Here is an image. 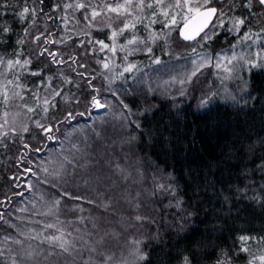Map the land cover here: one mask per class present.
<instances>
[{"label": "trees", "instance_id": "1", "mask_svg": "<svg viewBox=\"0 0 264 264\" xmlns=\"http://www.w3.org/2000/svg\"><path fill=\"white\" fill-rule=\"evenodd\" d=\"M123 2L112 0V5ZM76 3H85L87 7L64 8V4ZM107 3L108 0H43L42 4H34L33 0H0V25L10 29L0 33V56L5 60H20L15 68L0 65L3 73L0 92L7 85L10 96L13 92L19 93L8 105L0 103V117L3 112L19 117L10 128L0 130L3 141L0 143V201H3L0 213L4 214V221H0V251L5 257L16 255L20 264H34L26 254L39 245V240L25 239L17 228L26 233L35 229L49 235L56 230L44 229V224L56 223L71 232L72 239L81 234L75 231L77 228L92 230L89 221L81 224L78 217L99 216L102 232L118 233L116 237L106 238L103 251L114 253L118 258L127 256L132 247L128 242L141 240V249L147 254L142 264H183L184 257L191 264H217L225 256L228 264H248L254 256L264 255V244L259 242L264 237V68L248 70L244 79L247 90L241 91L244 81L242 87L231 86L228 95L218 86L212 66L203 67L190 84L181 86L173 81L178 72L184 78L191 73L192 62H199L206 52L212 57L218 53L231 55L227 40L235 33L227 31L231 25L226 18L225 27H217V34L204 43L200 37L192 42L183 41L179 35L182 24L178 25L172 34L174 50L161 38L152 46L151 58L146 51H136L128 56V61L137 64L140 70L124 73L123 80L118 79L109 86L105 77L111 79L123 70L121 57L125 53L118 50L113 56L108 49L101 51V45L95 43L103 41L112 46V33L107 25L111 23L113 29L122 27L116 13L104 9ZM230 3L231 0H212L211 5L224 8L229 16L248 15L249 10L239 3L233 12ZM25 6L37 8V14L29 13L21 21L19 13ZM92 7L101 13L96 21L91 20ZM41 8L43 11H39ZM151 12L146 9L144 23L136 25L138 38L147 39L144 24ZM251 12L256 17H250L251 27L258 32L264 28V8L254 3ZM86 14L89 20L84 19ZM155 26L161 28V24ZM206 32L213 33V28ZM126 38H132L128 31L117 38V44H125ZM18 40L23 42L18 44ZM193 48L196 54L192 53ZM157 57L161 63L153 64L152 59ZM106 58L117 66L111 72L98 63ZM25 60L30 63L24 64ZM8 81L13 83L7 84ZM49 83L60 92L54 100ZM93 95L101 103L109 101L111 106L102 111L92 110L88 115ZM230 96L236 97V101ZM45 99L56 105L49 107L46 115L41 107ZM202 101H207L206 105L202 106ZM25 105L35 112L29 113ZM69 111L85 115L59 125V141H44L34 121L47 125L54 123L53 117L62 120ZM25 124L29 132H22ZM73 128L83 129L88 137L87 143L80 142L91 161L87 175L82 170L67 178V183L61 181L57 188L38 182L31 173L15 179L23 168H32L42 180L41 162L50 170L57 166L49 162L61 158V142L68 147L63 133ZM4 132L6 137L2 135ZM73 142H77L76 136ZM37 148L43 151L36 152ZM116 163L131 174L128 180L113 174ZM92 175L108 176L118 185L115 193H104L116 201L115 214H107L106 220L105 214L86 200L62 195L66 191L71 196L99 202L98 193L103 192L104 185L84 184ZM28 180L33 184L31 190L26 187ZM17 183H21L20 188L16 187ZM157 183L172 184L175 195L156 191ZM20 192L23 196L17 194ZM123 193L136 198L133 203L138 200L140 208L134 209L125 199H120ZM258 194L260 202L250 199ZM56 199L61 203L55 215H42ZM76 205L84 211H72ZM136 215L146 219L136 221ZM6 236L24 243L5 241ZM242 236L256 239L245 243L240 240ZM41 247L47 249L48 245ZM242 247L249 251H241ZM52 259L55 264H65L63 257ZM0 264H4L3 258ZM256 264H260L259 260Z\"/></svg>", "mask_w": 264, "mask_h": 264}, {"label": "snow or ice", "instance_id": "2", "mask_svg": "<svg viewBox=\"0 0 264 264\" xmlns=\"http://www.w3.org/2000/svg\"><path fill=\"white\" fill-rule=\"evenodd\" d=\"M34 4H42L43 0H33ZM212 3V0H172V2H168V0H124V2L118 3L115 6L112 5V0H108V3L104 5V9L107 12L116 13V19L122 21V27H117L112 30V35L110 39L112 40V46L105 44L103 41H95V43L101 45V51L104 49H108L109 52L115 56L116 52L119 50L120 52L125 53L121 60L123 62V70L118 74H115L109 79L105 77L108 81L109 86L115 83L118 79H124V73H132L138 72L139 66L135 63L128 61V56L133 55L136 51H146L150 58L152 53V48L149 46L148 41L155 43L157 39L160 38L161 33H156L152 31V25L161 24L162 29L167 28L169 32L168 36L171 35V30L176 26L181 25L179 28L180 36L186 41H195L197 37H200L201 40L207 41L213 38L217 33L215 29L217 27L223 28L225 27V20L227 18V23L231 26L227 29L229 33L238 34L234 36L236 43L229 45V50L231 51V55L227 54H216L215 59L210 54H206L205 56L199 59V62L193 61V70L190 74H188L185 78L176 80L173 78V81L179 83L181 86L185 84H190L192 82V78L197 75V73L203 68L207 66H214L216 69L221 70L223 72V79H231L234 76L236 66L241 65L247 67L249 71L253 68H264V28H261L260 31H253L251 27V19H255L256 17L251 12L254 3L261 8H264V0H231L230 6L232 11H235L236 4L239 3L241 7L249 10L247 16L235 17L229 16L228 12L225 11L224 8H217L209 6ZM57 8L60 5H56ZM87 5L85 3H76V4H64V8H74L76 10L85 9ZM152 10L151 16L148 17V22L144 24L145 31L149 32V36L147 39L138 38L136 34V25L144 23V12L145 10ZM169 9L172 10L173 14H170ZM179 10V11H176ZM39 11H43V9H39ZM31 13L32 16L37 14V8L25 6L23 10L19 13V17L21 21H23L26 16ZM91 20L96 21L97 17L101 16L100 12L95 10V7L91 9ZM158 17H163V19H158ZM85 20H89V15L84 16ZM211 25L213 28V33L210 36L205 29ZM109 28L112 27L111 23L107 25ZM247 28V31H243L242 29ZM10 29L7 26L0 25V33H7ZM27 29H25V33H27ZM125 31L131 33L132 38L127 39L125 44L118 45L117 38L119 36H123ZM203 33V35H201ZM242 33V34H241ZM39 39V37H37ZM22 40H18L17 43H22ZM91 42V41H90ZM140 46H143L141 48ZM259 46V47H254ZM237 48H242V51H237ZM46 51V50H45ZM192 53L196 54L195 48L192 49ZM55 55V54H52ZM60 63L62 61H55ZM153 64H160L161 60L157 57L152 59ZM30 63L29 60H25L24 64ZM101 63L103 69L108 71H112L114 67H117L114 64H110L108 62V58L105 61H99ZM20 64V60L17 58L16 60L7 59L3 56H0V65H5L6 68H15L16 65ZM33 75H39V73H32ZM3 75V73H0ZM18 79V77H17ZM51 79V78H50ZM68 82V81H65ZM13 81H8L7 84H12ZM43 83V82H42ZM91 82L89 81V84ZM165 84L168 82L165 81ZM4 90L0 92V103L4 105H8L9 102L15 99L16 96L19 95L18 92H13L10 96L8 94L7 85H4ZM16 87H19L17 85ZM50 89V94L53 96V100L55 96H59L60 92L51 88V84L48 85ZM109 91H112V94L115 96L116 93L109 87ZM247 90V81H245L244 87L241 91ZM94 91L98 92L99 90L94 89ZM185 93L182 91L181 95ZM230 98L236 101V97L230 96ZM79 103V101H77ZM123 105V101L120 102ZM207 101H202V106L206 105ZM238 103V101H237ZM111 106V103L107 100L101 103V100L97 97V95H93L90 101L89 110L87 112L88 115H91L92 110L106 109ZM27 107V105H25ZM42 111L45 115L49 112V107H56L54 102L45 99L43 101ZM124 108H127V105H123ZM27 111L29 113L35 112V109L32 107H27ZM8 113L5 112L4 116L7 117ZM84 112L75 113L73 111H69L66 113L62 120H56L53 117L54 123H49L45 125L40 120L34 121V124L38 129H40L41 134L43 136L44 141H59L60 137L57 136V133L60 131L59 125L68 123L76 119L77 116H84ZM126 118V117H125ZM5 124H7V120L5 119ZM4 125H0V128H3ZM137 127L139 125L137 124ZM15 131V129H12ZM30 129L27 124L22 127V132H29ZM83 129L81 128H73L70 132L63 133L64 141H67L68 147L65 148L63 142H61L60 147L62 151L59 153L60 159L53 160L49 163L57 165L52 170L49 169L48 166H44V162H41V172L43 173V179L41 180L39 174L34 171L32 168H23L22 173L15 177L16 180H20L21 176L26 177L29 173L32 176L38 178V182L50 185L52 188H57L60 186V182L63 181L67 183V178L72 177L74 175L79 174L82 170L87 175V169L91 166V161L86 158V153L80 147V142L87 143L88 137L83 134ZM3 136H7V132L2 133ZM98 135V134H97ZM77 137V142H73V137ZM21 139L23 137L21 136ZM3 141L0 140V143ZM47 147V143L44 145ZM25 148L28 147L27 144L24 145ZM36 152L43 151V148L35 149ZM67 153V154H65ZM81 159L84 160L81 163ZM71 169V171H69ZM114 175L119 176L121 180H128L130 178V173L127 172L119 163H116L114 166ZM90 183H96L98 185H104L103 192L98 193V201L86 199L84 197L71 196L68 192H63L62 195L66 196L73 200H81L84 199L90 205H92L97 210L102 211L105 216L103 219L106 220L107 214H115L114 213V204L116 201L113 199L112 195H108L107 197L104 195L105 192L115 193L118 185L116 181L111 180L110 177L104 175H92L89 179L84 180V184L87 186ZM17 188L21 187V183L16 184ZM26 187L31 190L33 188V184L31 180H28L26 183ZM156 191L163 192H171L175 195V188L172 184L165 183H157L155 186ZM20 196H23V193H17ZM139 196V193H137ZM120 199H125L127 203L133 207L134 209L140 208V203L136 200L135 203L133 201L136 198H130L126 193L119 195ZM43 199V196H41ZM250 199L260 202V195H256L251 197ZM3 201H0L2 204ZM61 201L56 199L52 202V205L48 208V210L42 215H55V213L59 210V205ZM177 207H179V202H177ZM27 209H20V211H26ZM84 211L82 207L76 205L72 211ZM81 224H84L85 220L89 221L91 224V229L88 231H82L80 228L75 229L77 233H81L76 237L70 239L72 237L71 232H66L65 229L58 227L56 223H45L44 229H55L56 231L49 235H44L43 231L37 232L35 229H30L28 233L21 231L17 228L20 236L25 237V239L31 240H39V245L36 248H32L31 251L27 252V259L34 261V264H55L53 261V257H63L65 258V264H77V258L79 257L78 264H142V262L147 260V254L144 253L141 249V240L132 239L128 243L132 246L127 256L121 255V257H116L114 253H105L103 251V247L106 242V238L109 236L116 237L118 233L115 232H107L102 230L99 227V221L102 217H78L77 218ZM136 221H142L146 219L140 215H136L134 217ZM0 221H4V214L0 213ZM7 223V221H5ZM69 223H72L69 221ZM12 227H16L15 225H11ZM98 237V238H96ZM5 241L12 240L13 243L17 245H22L24 240L16 239L11 236H6ZM249 239H256L255 237H247L242 236L240 240L242 242H247ZM259 242L264 244V237L259 239ZM48 245V248L45 249L41 247V245ZM31 247V246H29ZM241 251L248 252L249 249L247 247H242ZM87 254L85 258L84 254ZM97 257H100L97 260ZM0 258L4 259V264H20V261L16 258V255L11 257H5L3 251H0ZM259 260L260 264H264V255L259 257H253L252 260L248 262V264H256V261ZM183 264H191V261L188 257H184ZM217 264H228V258L225 256L222 260L218 261Z\"/></svg>", "mask_w": 264, "mask_h": 264}, {"label": "rangeland", "instance_id": "3", "mask_svg": "<svg viewBox=\"0 0 264 264\" xmlns=\"http://www.w3.org/2000/svg\"><path fill=\"white\" fill-rule=\"evenodd\" d=\"M209 6H211V4ZM176 11H179V10H176ZM170 14H173V12H170ZM160 19H163V17H161ZM158 25H160V24L158 23ZM177 27L178 26H176L174 29L171 30V35L170 36L167 35V33L169 32V29H167V28H163L162 29V25H161V28L160 27H156L155 24L152 25V31H154L156 33H161L160 38L157 39L156 41H159L161 38H164L166 46H169L171 44V48L174 50L175 48H174V45L172 44V34H173L174 30ZM112 30H113V28L111 27L110 28V32L111 33H112ZM208 34L211 36L212 32H208ZM237 35L238 34H235V35L233 34V36H237ZM148 36H149V32H148L147 38H148ZM227 41L229 42L228 43L229 45H230V43H232V44L236 43V40L232 36H230ZM204 42H206V41L203 40V42H201V43H204ZM154 44L155 43H152L151 41L149 42V46L151 48H152V46H154ZM254 47H259V46H254ZM236 50L239 52V51H242L243 49L242 48H237ZM222 52H224V51H222ZM209 53L210 52H206V53L203 54V56H205L206 54H209ZM219 54H222V53H219ZM215 57H213V59H215ZM212 67H213V69L215 71V73H214L215 74V78L218 80V86L220 88H222L223 91L225 92L224 95H228V93L230 92L231 86L242 87V85L244 84V81H245L244 80L245 79V73L248 72V68L247 67L242 66V64L241 65H237L233 78H231V79H223V75H224L223 72L221 70L216 69L214 66H212ZM176 78H177V80H179V79H183L184 76H181V73L178 72V74L176 75ZM238 82L241 83V84H239ZM5 119L7 120V124H5ZM18 120H19V117H18V119H16V117L9 116V113H8L7 117H5L4 116V112H3L2 117H0V125H4L3 128H7L8 129V128H10V126L12 124H14L13 122L18 121ZM0 130H4V129L0 128Z\"/></svg>", "mask_w": 264, "mask_h": 264}, {"label": "water", "instance_id": "4", "mask_svg": "<svg viewBox=\"0 0 264 264\" xmlns=\"http://www.w3.org/2000/svg\"><path fill=\"white\" fill-rule=\"evenodd\" d=\"M218 1H223V0H218ZM211 7H216V6H211ZM210 26H211V25H210ZM210 26H209V27H210ZM180 27H182V25H181ZM209 27H208V28H209ZM208 28H206L205 31H206ZM202 34H203V33H201V35H202ZM179 35H180V34H179ZM180 37H181V36H180ZM197 38H199V37H197ZM181 39H182L183 41H186V40H184L182 37H181ZM186 42H191V41H186ZM102 110H103V109H99V111H102Z\"/></svg>", "mask_w": 264, "mask_h": 264}, {"label": "flooded vegetation", "instance_id": "5", "mask_svg": "<svg viewBox=\"0 0 264 264\" xmlns=\"http://www.w3.org/2000/svg\"><path fill=\"white\" fill-rule=\"evenodd\" d=\"M211 6H216V7L219 9V5H217V4H215V5H211ZM210 27H211V26H210ZM210 27H209V28H210ZM209 28H208L207 30H209ZM207 30H206V31H207ZM206 31H205V32H206Z\"/></svg>", "mask_w": 264, "mask_h": 264}, {"label": "bare ground", "instance_id": "6", "mask_svg": "<svg viewBox=\"0 0 264 264\" xmlns=\"http://www.w3.org/2000/svg\"><path fill=\"white\" fill-rule=\"evenodd\" d=\"M192 42V41H191Z\"/></svg>", "mask_w": 264, "mask_h": 264}]
</instances>
